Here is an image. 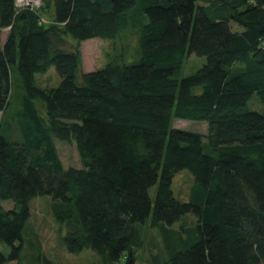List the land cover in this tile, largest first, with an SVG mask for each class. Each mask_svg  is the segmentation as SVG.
<instances>
[{
	"label": "trees",
	"instance_id": "16d2710c",
	"mask_svg": "<svg viewBox=\"0 0 264 264\" xmlns=\"http://www.w3.org/2000/svg\"><path fill=\"white\" fill-rule=\"evenodd\" d=\"M44 4L52 9L46 24L0 0V29H8L0 47V201L13 204H0V245L9 248L0 264L19 260L29 202L41 196L52 200L71 254L88 249L105 264H136L148 221L168 233L192 214L194 240L168 242L160 264H264V0ZM126 29L135 32L138 59L81 70L78 44ZM190 56L204 63L181 76ZM13 65L22 84L15 108ZM51 66L58 84L37 86L35 75ZM175 120L205 123L207 133L173 128ZM57 142L75 146L80 168L64 167ZM183 170L193 184L181 202L171 185Z\"/></svg>",
	"mask_w": 264,
	"mask_h": 264
},
{
	"label": "rangeland",
	"instance_id": "374dc122",
	"mask_svg": "<svg viewBox=\"0 0 264 264\" xmlns=\"http://www.w3.org/2000/svg\"><path fill=\"white\" fill-rule=\"evenodd\" d=\"M29 11L39 14L42 24L50 23L52 9L45 8L44 0L39 4L24 7ZM235 28V26H233ZM8 34V29H0V47ZM69 42L76 44L73 39ZM81 55V70L86 73L96 69H102L113 60L120 59L121 62L129 64L138 59V46L134 31L123 30V33L114 39L94 38L78 44ZM204 63L203 57L190 56L187 58L181 76H186L197 70ZM11 75V108H15L20 102L22 84L17 72V66L10 67ZM59 78L54 67H49L45 74H36L35 83L37 86L54 87L58 84ZM255 109L260 105L256 95H253L249 103ZM1 117V114H0ZM173 128L190 130L203 136L207 133L205 123H196L186 120H175ZM60 160L64 167L80 168V160L73 144L56 143ZM193 184L191 174L183 170L176 174L171 185L173 197L178 201H186ZM151 197L154 195V188L150 189ZM52 200L48 196L32 198L29 202L30 217L25 224L23 231V242L18 261L7 264H105L102 258L95 252L85 249L78 254L68 253L63 244L64 225L59 224L53 217ZM4 210L13 208L10 201H0ZM149 221L147 222V224ZM147 224L142 228L141 243L134 249V257L137 264H160L167 255V243L173 248L179 247L186 241L194 240L195 218L192 214L183 216L174 224L168 233L161 232L158 228H150ZM173 231V232H171ZM180 233L177 234L174 233ZM181 236L180 238L178 237ZM174 241V243H173ZM4 255L9 253L6 244L0 245ZM114 264H125L121 259Z\"/></svg>",
	"mask_w": 264,
	"mask_h": 264
},
{
	"label": "built area",
	"instance_id": "2783aa9c",
	"mask_svg": "<svg viewBox=\"0 0 264 264\" xmlns=\"http://www.w3.org/2000/svg\"><path fill=\"white\" fill-rule=\"evenodd\" d=\"M35 2L36 3L21 5L20 3H18L17 0H14V5H15V7H16L17 10H25L24 7L33 6V5L39 4L40 0H37Z\"/></svg>",
	"mask_w": 264,
	"mask_h": 264
},
{
	"label": "bare ground",
	"instance_id": "6f19581e",
	"mask_svg": "<svg viewBox=\"0 0 264 264\" xmlns=\"http://www.w3.org/2000/svg\"><path fill=\"white\" fill-rule=\"evenodd\" d=\"M21 5L36 3L37 0H17Z\"/></svg>",
	"mask_w": 264,
	"mask_h": 264
},
{
	"label": "crops",
	"instance_id": "0c3cea01",
	"mask_svg": "<svg viewBox=\"0 0 264 264\" xmlns=\"http://www.w3.org/2000/svg\"><path fill=\"white\" fill-rule=\"evenodd\" d=\"M137 264V263H136Z\"/></svg>",
	"mask_w": 264,
	"mask_h": 264
}]
</instances>
